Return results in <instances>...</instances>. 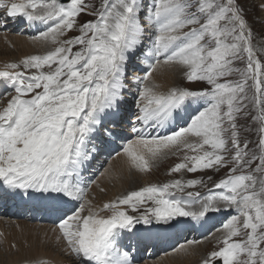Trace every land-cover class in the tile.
Listing matches in <instances>:
<instances>
[{"label":"snow or ice","instance_id":"obj_1","mask_svg":"<svg viewBox=\"0 0 264 264\" xmlns=\"http://www.w3.org/2000/svg\"><path fill=\"white\" fill-rule=\"evenodd\" d=\"M17 18L43 25L31 40L45 51L0 66L14 92L0 105V183L58 220L56 241L77 264H134L129 237L150 242L220 213H228L220 235L199 264H264V47L238 0H0V26ZM137 52L146 68L130 78ZM169 67L201 87L162 89L155 73ZM117 137L130 171L180 160L166 182L96 204L95 181L82 173L96 141ZM222 170L215 180L185 178ZM201 243L185 239L173 252Z\"/></svg>","mask_w":264,"mask_h":264},{"label":"rangeland","instance_id":"obj_2","mask_svg":"<svg viewBox=\"0 0 264 264\" xmlns=\"http://www.w3.org/2000/svg\"><path fill=\"white\" fill-rule=\"evenodd\" d=\"M93 2L98 4L99 0H93ZM238 2L244 8L246 19L248 20L254 33H256L255 43H257L258 47H264V44L260 43L262 40H264V7H261L262 5H264V0H238ZM84 18L92 19L93 17H84ZM6 34L11 36H18L22 38L23 37L25 38L27 36H29V38L32 37L30 34L21 35L17 33V31L15 30H13L12 32L1 31L0 32V66H2L5 62L17 61L20 58L24 57L25 55L35 54L37 52L45 51V48L41 46L39 43H32L36 45L24 47V45L23 46L20 45L19 42L16 43L15 41H8ZM75 34L78 33L76 32L70 33V35H75ZM146 49L148 50V47H146ZM140 53L142 52L135 53L132 57L133 60H136L137 58L136 56L139 55ZM259 54L260 53H258V55ZM137 66L138 64H134V63L128 64L127 74L130 78L133 77L134 75L143 76L144 73H139L138 69L136 68ZM155 79H156V83L162 86V89H167L170 86H177V85L191 87V88L201 87V85L199 84H190L189 82L184 80L183 72L178 67L176 68L169 67V68L161 69L160 71L155 73ZM133 88H135V86H133L132 89ZM5 89H7V86L3 82H0V105L5 104L7 102V99L10 98V95L14 94L12 89L8 88L6 93L9 95H6V93H4ZM125 95L128 96V94ZM124 108L126 109V106H124ZM132 110H133L132 112L135 113L136 111L135 108H132ZM125 134L126 136H128L130 133L125 131ZM246 135H248L250 139L255 138L254 133H246ZM126 139H128V137H126ZM130 139L133 138H129V140ZM103 143L104 142H101L99 144V141H96L97 152L95 158L87 165L86 170L82 173L85 180L90 179L95 181V183L91 184L89 188L88 197L92 199L96 204H99L101 202H107L110 199H114L118 195L124 194L130 190H134L135 188L142 186L146 182H166L168 179L173 178L167 175V169L173 164L179 162L180 160L179 156H169L166 159L159 161L157 167H155L150 174H140L134 171H130L128 169L126 159L123 157V155L120 156L116 155L117 152L122 153V147L120 146L122 143L124 144V140L121 142L118 141L115 142L116 144L115 146H113L110 143L103 145ZM116 148L119 149L117 150ZM106 169L108 170L109 173L106 172L105 175H100V173L105 172ZM224 171L226 170H222L218 174H213L212 172L187 174L185 178H194L195 176L198 175H204L205 177L207 175H213V178L215 180V179H219L220 176L223 175ZM101 189H104V191H101ZM227 215L228 213H220L214 215L212 217V220L208 223L209 225H206L201 228H197L198 227L197 224L195 228H191L190 235L188 234L189 229L178 230L177 233L181 232V236L178 234L173 236L172 235L173 230H172L169 232L171 233V236L168 237L169 242L176 241L175 244L177 243V245L180 243H184L185 239H200L202 240V243L209 242L211 238L214 237V235L216 234V229L220 228L221 222L225 220ZM7 219L11 220L12 222L9 224L1 225L0 229L3 227H8V225L14 226L16 223L19 224L27 223L28 221H31L33 223H43L40 221H35V220L33 221L19 217L16 218L15 216H10V214L4 213V215H0V224L7 222L5 221ZM49 225H52L54 227L53 229L57 228V224H54V222H49ZM194 231L197 232V234L199 235L197 234L193 235ZM209 232H211L212 235H209ZM201 234H203V236H207L208 239L203 240ZM165 235L160 236L156 241L152 240L150 242H140V243H137L136 237H129L126 242H130L133 248L138 247L140 249L147 246V248L140 250L141 251L140 255L142 256L139 255L138 261L134 264H162V263L191 264L192 261L195 259L200 260L201 256H203L206 252H208L215 246V238H214L212 240V245L210 246L207 245L205 248H201L197 255L193 257H189V259L178 258L176 261H171V260H167L166 258L162 260V257L164 255L169 256L170 254H177L173 252V248L166 250V248L172 245L173 242L171 244H168V246L162 244V240ZM195 236L196 238H194ZM4 240H6V238L3 237V235L1 236L0 234V245H3ZM157 241H159L158 245H154L153 243ZM155 249L157 250V253L153 254L152 251L153 250L155 251ZM149 251L152 254L151 256L147 255ZM54 256L58 257L57 264H77V260H74L73 256L68 254L65 250V247L62 246L60 243L53 247V251L50 250L49 254L47 255L44 261L49 262V264H53L52 262H57L51 258ZM148 256L150 258H148ZM173 258H176V255H174Z\"/></svg>","mask_w":264,"mask_h":264},{"label":"bare ground","instance_id":"obj_3","mask_svg":"<svg viewBox=\"0 0 264 264\" xmlns=\"http://www.w3.org/2000/svg\"><path fill=\"white\" fill-rule=\"evenodd\" d=\"M6 35L8 41H15L16 43L19 42V44L22 46L24 45V47L36 45V44H32L34 42L31 40V38H29V36L22 38L18 36H11L8 34ZM107 173L109 172L107 171ZM5 221L7 222L0 224V226L12 222L9 219ZM53 228L54 227L52 225H49V223L48 224L47 223L45 224V222L33 223L31 221L21 224L16 223L14 226L8 225V227L1 228L0 234L1 236L3 235V237L6 238V240H4L5 243L3 242V245H0V264H22V261L25 258H29L32 260H36V259L45 260L50 250L53 251L54 246L58 245L59 243L62 246H64L63 241H60L59 243L56 241V236L58 235V232L56 231V229ZM197 228H201L200 225H198ZM168 235H171V233H168L163 237L162 240L163 245L168 246L167 244V242H169ZM219 235L220 233L216 232L214 237H212L209 242L201 243V245L198 248L193 249L188 254L181 253V254H170L169 256L164 255L162 257V260L166 258L167 260H171V261H176L178 258L189 259V257H193L197 255L201 248H205L207 245L209 246L212 245V240L215 238V236H219ZM194 238H196V236ZM13 245H15V247H13ZM174 255H176V258H173ZM51 258L54 261H57V262H52L53 264L58 263V257L54 256ZM73 259L77 260V258H75L74 256ZM199 261L200 260L195 259L192 261L191 264H199Z\"/></svg>","mask_w":264,"mask_h":264}]
</instances>
